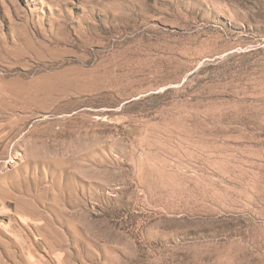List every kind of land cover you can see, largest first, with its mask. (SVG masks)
Instances as JSON below:
<instances>
[{
    "label": "rangeland",
    "instance_id": "rangeland-1",
    "mask_svg": "<svg viewBox=\"0 0 264 264\" xmlns=\"http://www.w3.org/2000/svg\"><path fill=\"white\" fill-rule=\"evenodd\" d=\"M13 259L264 264V0H0Z\"/></svg>",
    "mask_w": 264,
    "mask_h": 264
},
{
    "label": "crops",
    "instance_id": "crops-1",
    "mask_svg": "<svg viewBox=\"0 0 264 264\" xmlns=\"http://www.w3.org/2000/svg\"><path fill=\"white\" fill-rule=\"evenodd\" d=\"M32 259V258H31ZM33 262H34V264H35V262H36V260H32ZM28 262H30V261H28ZM12 264H26L25 263V261H24V263H21V260L20 259H17V260H14L13 259V261H12ZM32 264V263H31Z\"/></svg>",
    "mask_w": 264,
    "mask_h": 264
}]
</instances>
